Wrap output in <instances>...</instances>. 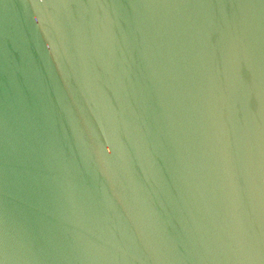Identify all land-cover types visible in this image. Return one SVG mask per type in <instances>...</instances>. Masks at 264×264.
Returning a JSON list of instances; mask_svg holds the SVG:
<instances>
[{
    "label": "water",
    "instance_id": "water-1",
    "mask_svg": "<svg viewBox=\"0 0 264 264\" xmlns=\"http://www.w3.org/2000/svg\"><path fill=\"white\" fill-rule=\"evenodd\" d=\"M0 264H264V0H0Z\"/></svg>",
    "mask_w": 264,
    "mask_h": 264
}]
</instances>
